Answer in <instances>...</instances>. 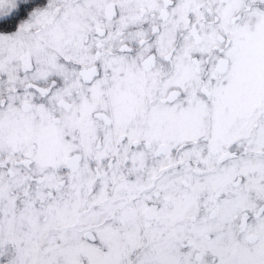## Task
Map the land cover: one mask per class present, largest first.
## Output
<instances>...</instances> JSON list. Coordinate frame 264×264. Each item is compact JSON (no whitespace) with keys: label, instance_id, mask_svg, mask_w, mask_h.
<instances>
[{"label":"snow or ice","instance_id":"1","mask_svg":"<svg viewBox=\"0 0 264 264\" xmlns=\"http://www.w3.org/2000/svg\"><path fill=\"white\" fill-rule=\"evenodd\" d=\"M0 264H264V0H0Z\"/></svg>","mask_w":264,"mask_h":264}]
</instances>
